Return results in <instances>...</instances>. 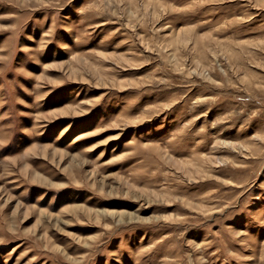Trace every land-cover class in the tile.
I'll use <instances>...</instances> for the list:
<instances>
[{
  "label": "rangeland",
  "instance_id": "obj_1",
  "mask_svg": "<svg viewBox=\"0 0 264 264\" xmlns=\"http://www.w3.org/2000/svg\"><path fill=\"white\" fill-rule=\"evenodd\" d=\"M0 264H264V0H0Z\"/></svg>",
  "mask_w": 264,
  "mask_h": 264
}]
</instances>
